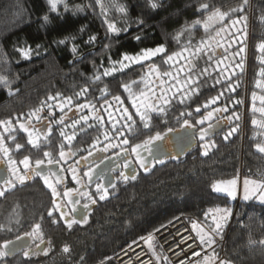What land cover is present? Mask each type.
<instances>
[{
	"label": "trees",
	"instance_id": "obj_1",
	"mask_svg": "<svg viewBox=\"0 0 264 264\" xmlns=\"http://www.w3.org/2000/svg\"><path fill=\"white\" fill-rule=\"evenodd\" d=\"M59 4L53 9L51 0H0V77L8 85L0 84V121L49 97L78 93L91 98L105 89L122 95L125 84L137 94L145 65L153 64L162 79L172 72L167 59L184 48V30L214 10L226 14L222 23L245 20L250 32V61L238 89L229 85L224 92L212 54L191 58L195 69L187 64L186 69L195 80L186 96L174 94L163 107L160 116L166 130L180 127L185 120L195 124L212 104L227 109L228 129L197 142L181 159L155 163L136 179L122 182L87 223L64 227V231L63 226L55 225L51 257L26 263L115 264L112 257L116 253L134 242L147 241L154 231L177 217H184L189 225L201 223L212 232L213 217L224 212L215 210L227 209L231 215L220 224L219 234L212 232L217 237L226 234L223 248L214 250L218 262L223 254L230 264H264V204L255 198L231 202L212 188L216 182L237 177L264 183V152L256 147L264 146V141L249 124L248 114L253 51L264 38V0H64ZM78 4H85L86 10L66 11ZM202 4L209 8L202 9ZM205 36L206 32L193 31L191 41ZM161 46L165 51L144 65L104 75L124 54L140 55L145 49ZM84 88L88 91L82 93ZM236 90L238 98L234 99ZM10 91L15 94L8 95ZM213 99L215 103L204 106ZM232 128L236 131L231 132ZM65 246L70 249L67 253Z\"/></svg>",
	"mask_w": 264,
	"mask_h": 264
},
{
	"label": "flooded vegetation",
	"instance_id": "obj_2",
	"mask_svg": "<svg viewBox=\"0 0 264 264\" xmlns=\"http://www.w3.org/2000/svg\"><path fill=\"white\" fill-rule=\"evenodd\" d=\"M221 23L219 27H216L214 38H211L209 45L215 58L214 63L217 64V60L221 61V64H217L215 69L221 73L223 91L226 92L229 85L232 88L236 87L238 89L242 70L247 67L250 61V47L249 43H247V37L250 39V34L248 35L245 28L246 22L243 18ZM217 32H219V35H217ZM261 44H264V38L258 42L257 47L253 51L254 71L251 75L253 90L248 95V114L249 124L256 132V135L264 141V112L260 111L261 108H264V103L261 102V97H264V76L261 75V70L264 69V51L260 50ZM241 48L244 51L241 52ZM147 65L150 66V71L156 68L153 64ZM147 65H145V70ZM256 65H258V68H256ZM161 79L162 77L159 76L155 82H159ZM257 82H259L260 86H258ZM128 86L129 89L127 91L123 87L125 91L122 95L102 91L95 93L91 98H85L83 95L76 93L73 96L47 99L34 108L21 109L17 113H11L8 118L1 117V121L11 120V126L0 125V137L3 138L5 147L9 148V155L17 161V166L22 172L24 166L19 164V161L24 156H29L33 168H35L36 159H44L45 165L41 166L43 170L47 171L51 169L63 176V182L55 186L61 194L57 198L58 202L62 203L64 211L69 212L68 219H71L73 216L78 219L82 218L85 210L81 206L84 203L89 204V209L87 210L88 219L113 194L119 184L126 182L120 175L121 173L129 177L133 175L137 176L138 173L146 172L156 163L152 151L149 153L147 150L140 149V158L145 162V167L142 168L137 156L131 152V148L135 144L147 139L149 135L154 136L156 133L163 135L169 130H166L164 126L165 119L160 116L161 112L159 111H150V127L147 129L143 127L139 116L136 115V108L133 107L132 101L135 99L137 106H141L142 104L136 98L137 94L132 91V86ZM154 88L157 92V96L153 99L154 102H163L165 98L163 95L164 89L160 88L158 84L157 86L154 84ZM13 94L15 92L10 91L8 93V95ZM254 94L255 99H253ZM115 96H119L120 101L114 100ZM233 96L234 99L238 98V90L236 92L233 91ZM68 98H71L70 103L68 102ZM169 98L167 97V102ZM81 105L86 106L81 107ZM165 105L166 103L164 102L163 106ZM235 107H238V102ZM125 108L128 109V114L132 115L133 120L136 122L132 131L123 127L125 123H132L124 117L123 109ZM217 108L221 109V111L216 112L215 109ZM33 111H35V115L29 118V113ZM141 111H144L143 107H141ZM209 112H212V118L206 120L197 130L205 128L210 124L212 125L215 121L226 120L228 127L230 126L227 109L224 110L212 104L199 119L205 117ZM61 117H63V123L59 122ZM84 117H87V120ZM254 120L256 121L255 124H253ZM245 121L246 119L243 123ZM21 123L29 128L30 131L40 129L45 133L47 138L41 137L39 141L41 150L34 149L31 145L27 144L28 134L20 129L19 125ZM196 124H193V126ZM49 128L51 129L50 134L47 133V129ZM61 131L64 132V136H61ZM121 133L123 134L121 135ZM72 135H74V139L71 142L65 139L66 136ZM105 135L108 136L107 140L105 139ZM125 138L129 140V144L127 145L122 143ZM16 143L23 144L24 148L16 150ZM61 144L64 145L65 160H61L59 157ZM108 144H118L119 147H110L107 151H99V149L105 148ZM153 146L154 143L150 145L151 150ZM44 151H50L52 159L59 161V163L47 165V158L43 156ZM89 151L93 154L89 155ZM126 163L128 166L124 167ZM97 164L99 165L98 168L96 167ZM73 168L76 169L78 179H82L83 187L76 180H73L71 170ZM89 168L96 169L90 183L88 178L84 176V173L88 172ZM9 175L7 172V160L4 158L3 153H0V187H4L3 180ZM128 180H131V178ZM52 182L55 183L54 177L52 178ZM97 183H102L108 187L109 195L104 200H99L96 193ZM113 184L116 185L115 188L111 186ZM76 189H79L80 192L92 194L97 202L92 204L77 192H73L71 198L79 201V204L76 205L78 211L73 214L70 212L71 205L67 203V198L63 197V192ZM52 199L51 189L44 184L40 177L34 175L31 179L25 180L23 184L17 182L15 188H9L5 196L0 197V225L5 226V230H0V246L8 241H12L16 249L14 255H8L0 259V264H27L26 261L48 260L51 257L54 226H63V231L64 227H67L64 220H58L57 223L52 222L54 218L59 217L58 212L54 211L53 217L48 216V211L53 209ZM36 223L41 224L44 237V243L40 244L39 248L36 247L32 239L25 236L26 232L32 231V227ZM79 224H73L72 226ZM7 228H11V230L8 231ZM18 236L22 237V239L18 240ZM29 247L32 252L26 258L23 252L28 250ZM11 248L12 245H10V250ZM41 249H47V255L43 254Z\"/></svg>",
	"mask_w": 264,
	"mask_h": 264
},
{
	"label": "snow or ice",
	"instance_id": "obj_3",
	"mask_svg": "<svg viewBox=\"0 0 264 264\" xmlns=\"http://www.w3.org/2000/svg\"><path fill=\"white\" fill-rule=\"evenodd\" d=\"M97 2L99 3L100 0H97ZM245 3H247V0H244ZM52 3V8L55 9L56 7V0H51ZM152 7L155 8L156 4H152ZM202 9H208L209 5L207 4H202L201 5ZM242 11L243 9H233V11ZM224 13H221L219 10H214L211 11L210 14L208 15V22H212L214 20H216V18L219 19H223L224 17ZM45 20H47V17H45ZM201 21L197 20L194 22V25H192V27H194L196 24H200ZM205 29L207 30L208 27V23H205ZM110 30H115L113 25H109ZM217 35H219V32H217ZM90 39L94 40L95 37H91ZM137 39H139V37H137ZM61 43H63V41H61ZM200 49L197 48L196 51H199ZM260 50L264 51V44L260 45ZM73 51H75V48H73ZM165 51L164 47H157L155 49H145L143 50L141 55H129V54H124L123 55V61H128L130 63H139L142 60H147L152 58L153 56L159 54V53H163ZM186 51V49H185ZM240 51H244L243 48L240 49ZM25 55H27V52L24 53ZM169 60L172 59V56L168 57ZM123 61H120V65L121 68L126 67L127 65H125L123 63ZM116 69L113 68L111 70H106L104 72V75H109L111 71H115ZM205 71H207L205 69ZM261 75L264 76V69L261 70ZM100 77L97 76L96 79H99ZM189 80H191V78H189ZM194 82V81H193ZM0 84H3L5 87H8L6 80L3 77H0ZM258 86L259 82H257ZM124 89L127 91L129 89V86L127 84L123 85ZM88 89L84 88L82 89V93L87 92ZM106 92V89L104 90ZM192 91H195V89H193ZM49 99H55V97H49ZM116 101H120V97L119 96H115L113 98ZM253 99H255V94L253 95ZM68 102H71V98H68ZM183 102V100L181 101ZM261 102L264 103V97H261ZM122 103V102H121ZM133 103V107L136 108V115L139 116V120L140 122L143 124V127L145 129L150 127V122H151V117L149 115L150 111H159L161 113H163L165 111L164 108L160 107L157 108L155 105H148V104H142L141 106H137L136 104V100L133 99L132 101ZM165 103H167V101L165 100ZM215 103V99L208 101V103H206L204 106L208 107V104H212ZM86 105H81V107H85ZM141 107L144 108V111H141ZM63 110V109H61ZM35 111H39V110H35ZM35 111L29 113V118H31L32 115H35ZM196 111L199 112L200 108L197 107ZM216 112L221 111V109L217 108L215 109ZM260 111L264 112V108H261ZM124 112V117H126L127 121H131L132 123H125L123 125V127L127 128L129 131H132L134 126H135V121L133 120L132 115L128 114V109L125 108L123 109ZM212 118V112H209L205 117H203L202 119H199L196 121L197 124H201L203 125L205 123L206 120H210ZM85 120H87V117H84ZM237 119H239V117L237 116ZM60 123H63V117L60 118ZM256 121H253V124H255ZM0 125H8L11 126V120L8 121H0ZM20 129L27 132L28 134V139H27V144L31 145L32 148L37 149V150H41V145L39 143V141L41 140V137H44L45 139L47 138L45 133L42 132L40 129H34V130H29V128H27L23 123H21L20 125ZM184 126L185 127H192L193 125L189 124V122L187 120L184 121ZM213 128V126L210 124L209 127L207 129H201L200 130V139L203 141L205 139V137L208 135L209 131ZM6 130H8L6 128ZM236 128H232L231 132H235ZM231 132L229 133V135H231ZM47 133L50 134L51 133V129H47ZM123 133H121L122 135ZM64 132L61 131V136H64ZM65 139H67L69 142L72 141V139H74V135L72 136H66ZM105 139H108V136L105 135ZM163 139V136L160 133H156L154 136L153 135H149L147 139L143 140L141 143H137L135 144L132 148H131V152L134 153L137 156L138 162L140 164V166L143 168L145 167V162L143 159L140 158V149H144L147 150L149 153H151V148L150 145H152L153 143H155L156 141H160ZM122 143L124 145L129 144V140L127 138H125ZM94 147V145H93ZM110 147H119V145H112V144H108L105 148L103 149H99V151H107L108 148ZM204 147H207V145H204ZM257 150L260 152H264V146H261L260 144L256 145ZM15 148L16 150H20L22 148H24L23 144L20 143H16L15 144ZM125 151H127V149H125ZM0 153H3L4 158L7 160V172L10 174L9 176H6L5 179L3 180V185L4 187H0V197H4L5 193L9 190V188H15L16 183H20L23 184L25 182V180L27 179H31L32 176H37L40 177L44 184L51 189V195L53 197L52 199V204H53V209L48 211V216L49 217H53V212H58L59 213V217L58 218H54L53 219V223H57L58 220H64L65 224L67 225V227L69 229L72 228L73 224H83V223H87V217H88V209H89V204L88 203H84L81 207L85 210L84 215L82 218H76L75 216H73L71 219H68L69 216V212L64 211L62 203L58 202L57 198L60 197V193L57 191L56 188V184H60L63 182V176L58 174L57 172L52 171L51 169H48L47 171L42 169V165H45V160L44 159H36L35 160V168L32 167L31 162H30V158L29 156H24V158L22 160L19 161V164H22L24 166L23 168V172L21 171V169L17 166V161L12 159V157L9 155V148L5 147L4 142H3V138L0 137ZM93 153L91 151H89V155H92ZM205 155H207V152L205 151L204 153ZM43 156L45 158H47V165H53L56 163H59V161H56L54 159H52V153L50 151H44L43 152ZM59 157L61 160H65L66 159V153L64 151V145L61 144L60 146V151H59ZM87 159V158H85ZM127 163L124 165V167H127ZM96 167L98 168L99 165L97 164ZM39 169V170H38ZM72 170V178L73 180H76V182L78 184L81 185V187L84 186L82 179H78L77 177V173H76V169H71ZM61 171H63V169H61ZM96 169L95 168H89L88 172L84 173V176H86L88 178L89 183L92 181L93 179V175L95 174ZM31 173V175H30ZM122 176V178L127 181L128 179H136V176L133 175L131 177H129L128 175H125L124 173L120 174ZM55 178V183L52 182V178ZM236 184L237 181L235 179L233 180H229V181H219L216 182L212 185L213 191L216 192H226L227 195L231 196L233 199H235V189H236ZM252 184L253 187L250 189L249 185ZM113 188L116 187L115 184L111 185ZM73 192H77L81 197L86 198L87 200H89L92 204H95L97 202V200L92 196V194L88 193V192H80L79 189L76 190H66L63 192V197L67 198V203L71 205L70 208V212L71 213H76L78 211V208L76 207L77 204H79L78 200H73L72 197V193ZM96 193L98 194L99 200H104L107 198V196L109 195L108 192V187L103 185L102 183H97L96 184ZM244 199L248 200L250 199L252 196L256 195L257 193H259L258 195V199L264 203V183H257L255 181H248L245 180L244 181ZM211 211V210H210ZM215 211L220 212V211H224L226 213V215L224 217H222V219H227V216L231 215L230 210L224 209H216ZM213 221L215 222V217H213ZM221 225L220 223L216 222L215 223V228L212 229V232H216V234H219L218 229H220ZM192 229L193 231L196 232L197 236L199 237L200 243L204 244L207 243L209 246L213 245L215 243L212 234L211 233H205L204 229L199 226L196 223L192 224ZM0 230H5V226L0 225ZM8 231L11 230V228H7ZM25 236L29 237L30 239L33 240V242L36 244V247L39 248L40 244L44 243V237H43V232L41 229V224L36 223L33 227H32V231L31 232H26ZM18 240L22 239V237H17ZM38 241V243H37ZM261 243H264V241H262ZM10 245H12V248L10 250ZM15 245L14 242L12 241H8L6 243H4L2 246H0V259L8 256V255H14L15 254ZM41 251L43 252V254L47 255V249H41ZM63 251L65 253L69 252L70 249L65 246L63 248ZM32 250L29 247L28 250L23 252V255L27 258L30 256ZM194 255H199L198 253H194ZM214 259V258H212ZM209 257H205L204 258V264H209ZM196 264H201V262L197 261ZM220 264H227V262L225 261H221Z\"/></svg>",
	"mask_w": 264,
	"mask_h": 264
},
{
	"label": "rangeland",
	"instance_id": "obj_4",
	"mask_svg": "<svg viewBox=\"0 0 264 264\" xmlns=\"http://www.w3.org/2000/svg\"><path fill=\"white\" fill-rule=\"evenodd\" d=\"M63 1L64 0H56V5L57 6L60 5L59 3L60 2L62 3ZM67 10H69L71 12H78V11L84 12L86 10V6H85V4H78V5H74V6L69 7L68 9H66V11ZM208 15L205 17V19L199 20V21H201L200 24H196L194 27H192V25H194V22H193L182 33L181 39L183 41L184 48L181 51L177 52L176 54H173L171 60L167 59V62L173 66L172 72L165 74L163 76L164 78L159 80V82H155V80L160 76L159 72L156 70V68L150 71V66H148V65L146 66V72H145L144 77L142 78V81H141V91L138 92L136 95L137 96L136 98L140 101L141 104L155 105L157 108H160V107L163 108L164 107L163 103L165 102V100H167V97L171 98V97H173L174 94L177 95L180 93H182L183 96H186L190 92L189 86L195 80V76L191 75L188 72V69H186V64L191 58L195 59L198 55H203V56L207 57L209 55V53L212 54V52H210V45H209L210 40H211V38H214V33L216 32V27L222 21L221 19L216 18V20H214L212 22H208ZM206 22L208 23L207 30L205 29V26H204ZM193 31L206 32V36L204 39L192 42L191 36H192ZM249 34H250V32L248 33V35ZM249 40L250 39L247 37V43H249ZM197 48H199L200 50L196 51ZM185 49H186V51H185ZM159 54H161V53H159ZM159 54L153 56L150 59L142 60L139 63H130L128 61H123V57H122L119 60V62L123 61V63L127 66L121 68V65L119 62L110 64V66L107 67L105 69V71L111 70L113 68H115L116 70L111 71L109 75H106V77H110V76H112L118 72H122V71H124V70H126L132 66L145 64L146 62L155 58ZM212 56H213V54H212ZM217 64L220 65L221 61L217 60ZM217 64L215 63V66H217ZM243 70H242V73H243ZM189 78H191V80H189ZM154 84H156V86L158 84L160 86V88L164 89L163 95L165 96V98H164L163 102H160V103H159V101L154 102L153 99L157 96V92L154 88ZM243 101H245V100L243 99ZM153 111H155V110H153ZM235 180L237 181L236 189H235V199H233L231 196L227 195L226 192H218V193H222V194H225L226 196H228V198L231 202L236 200V199L245 200L244 199V195H245V193H244V181L245 180L253 181L251 179L242 178V177H237V178H235ZM257 183H260V182H257ZM252 187H253V185L250 184L249 188L251 189ZM258 195H259V193L252 196L251 198H255L258 202L262 203L258 199ZM225 215H226L225 212H221L219 214H216L215 223L218 222L220 224L221 223L224 224L225 221H224V219H222V217H224ZM192 224L193 223H190L191 227H192ZM196 224L201 226L204 229L205 233H211L212 234V232L208 228H206L203 224H201V223H196ZM224 233L225 232H223V234ZM212 237L218 239L219 241H223V246H224L226 234L223 237H217L216 235H212ZM145 243H146L151 255L153 256V258L155 259V261L158 264H167V262L164 260V256H163L160 248L155 243V241L151 238V235L149 236V239L147 241H145ZM208 257L210 258L209 264H220V262H218V260H217L216 252H214V253L212 252V254H210ZM212 258H214V259H212ZM221 260L227 262V259H225V255L222 254ZM199 262H201V264H204V259L200 260ZM193 264H196V262ZM227 264H230V263L227 262Z\"/></svg>",
	"mask_w": 264,
	"mask_h": 264
},
{
	"label": "built area",
	"instance_id": "obj_5",
	"mask_svg": "<svg viewBox=\"0 0 264 264\" xmlns=\"http://www.w3.org/2000/svg\"><path fill=\"white\" fill-rule=\"evenodd\" d=\"M151 238L160 248L167 264H193L223 247V241L214 237L213 245L201 244L199 237L182 216L154 231ZM112 259L115 264H158L142 240L119 251Z\"/></svg>",
	"mask_w": 264,
	"mask_h": 264
},
{
	"label": "water",
	"instance_id": "obj_6",
	"mask_svg": "<svg viewBox=\"0 0 264 264\" xmlns=\"http://www.w3.org/2000/svg\"><path fill=\"white\" fill-rule=\"evenodd\" d=\"M187 67L191 70L195 69L193 61H188ZM202 126L196 124L192 127H185L184 124L180 127L170 130L163 134V139L154 143L152 154L155 162L160 163L166 159H181L184 154L192 149L197 142H203L209 140L215 135L225 130L228 127L227 121H215L213 128L209 131L208 135L202 141L200 139V130L197 131V127ZM209 126L203 128L207 129ZM148 169V168H147Z\"/></svg>",
	"mask_w": 264,
	"mask_h": 264
},
{
	"label": "bare ground",
	"instance_id": "obj_7",
	"mask_svg": "<svg viewBox=\"0 0 264 264\" xmlns=\"http://www.w3.org/2000/svg\"><path fill=\"white\" fill-rule=\"evenodd\" d=\"M248 128V127H247Z\"/></svg>",
	"mask_w": 264,
	"mask_h": 264
}]
</instances>
